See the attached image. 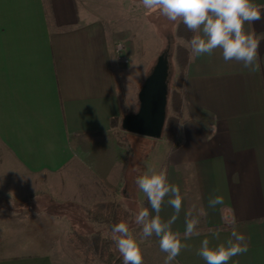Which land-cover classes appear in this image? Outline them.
Segmentation results:
<instances>
[{"label":"crops","instance_id":"0c3cea01","mask_svg":"<svg viewBox=\"0 0 264 264\" xmlns=\"http://www.w3.org/2000/svg\"><path fill=\"white\" fill-rule=\"evenodd\" d=\"M111 1L0 0L3 183L35 185L46 179L48 185H53L51 178L62 192L72 184V194L65 197L76 194L81 202L100 199L102 189L100 185L95 187L97 180L110 177L113 187L124 184L123 199L130 198L127 173L135 162L123 172L117 170L116 165L123 160H118L119 145L111 133L123 130L112 127L111 120L120 123L125 114L137 110V93L147 74H143L145 66L118 64L113 43L123 39L124 53L129 58L143 55L144 43L140 41L139 47L135 41L144 37L136 34L137 24L142 19L145 26L149 25L152 12L141 5V18L137 20L130 10L137 0L126 2L124 14ZM254 2L264 5V0ZM122 20L125 28L120 25ZM245 28L264 36V19ZM259 63L256 72L235 61L226 63L219 49L211 56L190 61L188 50L181 107L184 121L175 142L165 151L163 167L158 164L152 168L166 170L169 182L178 185L184 196L179 218L172 225L181 238L186 213L192 211L196 217L203 207L207 215L198 217L199 235L184 241L191 249L183 250L172 264H206L196 254L201 241L207 237L215 246L225 241L233 229L248 238L249 250L228 264H264V41ZM78 171L81 176L85 173L94 178L86 192L77 186L80 176L73 174ZM214 194H222L224 204L212 209L208 199ZM16 197L12 191H0V203H8L0 211H10V200ZM146 199L140 193L137 200L140 208L143 203L151 212ZM167 199L160 213L165 221L174 212ZM123 201L119 203L123 205ZM26 208L38 212L30 206L22 209ZM40 213L57 223L60 216H66ZM216 226H226L216 228L222 229L219 241L209 231ZM137 227L132 228L134 233ZM136 237L151 243L150 248L157 253L152 258L155 264H164L166 254L160 250L158 238ZM68 257L49 248L1 255L0 264H60L68 262Z\"/></svg>","mask_w":264,"mask_h":264},{"label":"clouds","instance_id":"9594fccd","mask_svg":"<svg viewBox=\"0 0 264 264\" xmlns=\"http://www.w3.org/2000/svg\"><path fill=\"white\" fill-rule=\"evenodd\" d=\"M139 2L149 12L157 11L170 24L182 23L193 33L186 43L190 61L204 55L211 56L219 49L224 62L235 61L252 72L260 70V46L264 36H258L254 29L246 30L245 25H253L264 19L262 11L264 5L256 4L254 0H139ZM133 182L137 191L146 196L151 208V212L148 207L140 208L136 212L134 222L141 228V237L158 238L159 248L166 254L164 264H172L183 250L191 249L192 246L184 241L193 235H199L198 217L206 216L207 211L201 207L197 210L196 217H193L192 211L186 213L185 231L181 238L178 231H173L172 225L179 218L184 196L178 185L169 182L166 170L149 168L144 174L135 176ZM166 197L167 204L174 212L165 221L160 213ZM223 204L222 194L211 195L208 199L209 208L215 209ZM209 231L213 239L220 240L222 229ZM111 239L122 257V264H143L140 244L127 222L121 221L111 226ZM248 250V238L233 229L225 241L215 246H211L209 238H204L196 254L206 264H228L233 257L243 255Z\"/></svg>","mask_w":264,"mask_h":264},{"label":"rangeland","instance_id":"374dc122","mask_svg":"<svg viewBox=\"0 0 264 264\" xmlns=\"http://www.w3.org/2000/svg\"><path fill=\"white\" fill-rule=\"evenodd\" d=\"M112 1H115L116 10H120V12L124 14V10L126 12V2H129L130 0ZM112 5L113 4H111V6ZM140 7L141 4L139 0H137L134 3V7L130 9L132 10V14H136L135 16L137 20L141 18ZM142 9L144 10V7ZM101 11H105V9L101 8ZM149 21V25L145 26L143 23L144 21L140 19L139 22L140 24L143 23L142 26L144 30H140V24H137L138 29L136 30V34L144 35V37H139L137 40L135 39L136 42H139V44L137 43L139 47L140 41L144 43L145 47L142 50L144 54L137 53L131 58L127 56L128 62H131L135 68L145 66L143 74L145 73L146 75L151 71L157 57L165 52L168 62L167 84L169 92L177 90L182 93V89L177 87L176 84L177 70L173 51L177 39H175L173 33L174 24L167 22L157 13V11H152L149 16ZM122 23L123 20L120 25L125 28L126 25ZM119 41L124 44L123 39H119ZM182 41L183 40L178 39V42L181 44H183ZM128 62L124 64H127ZM134 72H136V70H134ZM133 100H136V98L133 97ZM182 105L183 100L181 107ZM168 113H173L170 108L168 109ZM180 118L183 122L184 118L182 116V111H180ZM122 134L124 133L118 129L111 133L112 137L116 139L119 145L118 160L121 162L124 159L127 150L129 153L128 163L131 165L135 162L133 166L135 170L133 171V167L131 166L132 169L130 167L127 173L128 181L126 185L130 189V198L127 200L123 199L122 190L124 184L119 185V187H113L110 184V177L109 179L103 177L100 179L98 178L99 180L96 178L98 182L95 187L100 185L102 189V193L100 194L101 200L118 202L124 200L123 205H125L132 213V218H130L127 223L129 224L130 230L133 232L132 228L136 226L134 222L135 215L140 209V202L137 199L139 198L140 193L142 194V192L137 191L133 178L144 174L149 168H152V166L156 167L158 164H161L163 167L162 160L165 157V151H167L170 147L169 144L172 142L167 141L163 137L153 139L135 134L132 135V138L128 137V140L125 139ZM143 166H148V169H146V167L143 168ZM73 175L80 176L77 184V186L79 185L80 191L86 192L91 188L89 186L93 183L94 178L90 177L89 174L86 176L87 174L83 173L81 176V173L78 171ZM2 180L3 179L0 180V191H12L18 197L14 200H10L11 203L8 205L10 206V211L6 209L0 211V256L12 255L17 252L43 251L44 249L51 248L55 250L59 256H63L64 254L65 258L69 256L68 258L72 259H68V262H61L60 264H89L80 259L66 238H69V235L73 234V231L85 236H90L97 231L103 236H111V232L107 230L105 225L92 223V221L89 220V208L100 199H87L79 202L76 194L69 199L66 198V194L71 195L73 192L74 188L72 184L69 188L65 189L64 193L61 191V187L57 186L55 183L56 180L51 178L50 181L53 182V185H48L46 179L43 182H37L35 185L20 182L3 183ZM61 180L62 178H60L58 182ZM6 201L7 200H5L4 203H0V209L2 206H7L8 203H6ZM83 204H85V206H83ZM25 206L37 209L38 212L34 214L33 211L30 212L27 208L22 209ZM143 207L144 204L142 203V208ZM40 211H46L49 213L56 212L57 214L65 213L66 216H60L61 220L57 223L56 221H50V217L46 215L44 216ZM69 218L70 220H68ZM137 233H141V229L137 230ZM133 235L136 237L134 232ZM138 242L143 252V264H155L152 258L154 256L153 254L157 253L153 252L150 248L151 243H146L145 239H140Z\"/></svg>","mask_w":264,"mask_h":264},{"label":"trees","instance_id":"16d2710c","mask_svg":"<svg viewBox=\"0 0 264 264\" xmlns=\"http://www.w3.org/2000/svg\"><path fill=\"white\" fill-rule=\"evenodd\" d=\"M192 34L193 33L189 32L182 23L176 25L175 37L177 41L174 46L173 54L177 70L176 84L177 87L182 89V93L177 90H172L169 92L168 88L165 119L160 138L163 137L169 142H175L178 127L182 123V120L180 118V111L186 78V65L188 61V49L185 44H181L180 42H178V39L187 42L192 37ZM169 108L173 113H168ZM111 126H120V123L117 122V120L112 119ZM123 133L124 134L122 135L125 139H128V137L132 138V135H134L125 131H123ZM128 157L129 153L126 150L123 162L116 165L117 170L121 172L125 171L129 164ZM88 212L90 221L106 225L110 232L112 225L121 221L128 222L131 215L129 210L126 209L118 201L101 199L97 200V202H95V204L91 208H89ZM216 228H226V226H216L210 229ZM140 229V226L135 228V234L141 238V233H137V230ZM72 233L73 234H70L69 238L66 239L68 243L72 245V248L74 249V251H76L80 259H82L86 263L122 264V257L116 249L115 243L111 239V236H103L98 231L92 233L90 236L80 235L79 233H75L74 231Z\"/></svg>","mask_w":264,"mask_h":264},{"label":"water","instance_id":"95a60500","mask_svg":"<svg viewBox=\"0 0 264 264\" xmlns=\"http://www.w3.org/2000/svg\"><path fill=\"white\" fill-rule=\"evenodd\" d=\"M167 78L168 62L166 54L162 53L138 90L137 110L121 118V130L153 139L161 137L167 104Z\"/></svg>","mask_w":264,"mask_h":264},{"label":"built area","instance_id":"2783aa9c","mask_svg":"<svg viewBox=\"0 0 264 264\" xmlns=\"http://www.w3.org/2000/svg\"><path fill=\"white\" fill-rule=\"evenodd\" d=\"M113 52H114L115 60L118 64L128 62L127 55L124 53V44L121 41L119 40L114 41Z\"/></svg>","mask_w":264,"mask_h":264}]
</instances>
